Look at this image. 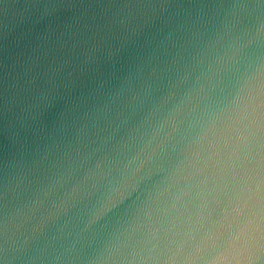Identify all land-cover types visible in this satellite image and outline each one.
<instances>
[{
	"label": "clouds",
	"instance_id": "1",
	"mask_svg": "<svg viewBox=\"0 0 264 264\" xmlns=\"http://www.w3.org/2000/svg\"><path fill=\"white\" fill-rule=\"evenodd\" d=\"M0 264H264V0H0Z\"/></svg>",
	"mask_w": 264,
	"mask_h": 264
}]
</instances>
